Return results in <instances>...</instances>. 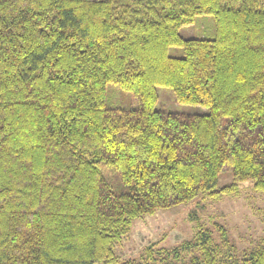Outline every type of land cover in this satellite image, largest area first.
I'll return each instance as SVG.
<instances>
[{"label": "trees", "instance_id": "16d2710c", "mask_svg": "<svg viewBox=\"0 0 264 264\" xmlns=\"http://www.w3.org/2000/svg\"><path fill=\"white\" fill-rule=\"evenodd\" d=\"M202 16L215 37L184 38ZM160 87L208 112L157 111ZM246 183L264 194V0H0V264H158L116 254L136 219ZM218 231L160 264H264V237L239 255Z\"/></svg>", "mask_w": 264, "mask_h": 264}, {"label": "rangeland", "instance_id": "374dc122", "mask_svg": "<svg viewBox=\"0 0 264 264\" xmlns=\"http://www.w3.org/2000/svg\"><path fill=\"white\" fill-rule=\"evenodd\" d=\"M180 34L184 38L213 39L216 35L214 19L211 16L199 17L193 26L183 27ZM170 55L181 58L184 52L180 48H172ZM158 94L159 100L155 105L157 111L187 115L208 112L200 106L178 103L168 88H158ZM107 102L111 108L134 105L129 94L113 85L108 87ZM232 183L231 174L224 173L220 176L218 188ZM198 226L209 230L217 242L220 237L218 228H225L231 244L236 247L239 255H243L264 237V194L255 192L251 184L246 183L240 185L237 195L220 200L199 196L189 203L138 218L133 223L132 231L116 246L115 251L122 261L139 263L150 260L146 254L149 250L158 264L162 260L173 263L172 257L160 253L172 251L183 242L193 240ZM189 256L186 254L184 260L187 261Z\"/></svg>", "mask_w": 264, "mask_h": 264}]
</instances>
